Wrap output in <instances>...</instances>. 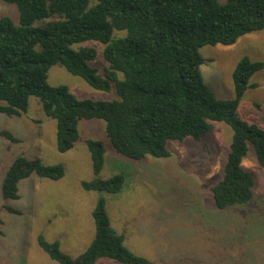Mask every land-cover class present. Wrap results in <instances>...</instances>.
I'll list each match as a JSON object with an SVG mask.
<instances>
[{
	"label": "trees",
	"instance_id": "obj_1",
	"mask_svg": "<svg viewBox=\"0 0 264 264\" xmlns=\"http://www.w3.org/2000/svg\"><path fill=\"white\" fill-rule=\"evenodd\" d=\"M17 7L18 22L0 18V114L26 113L30 97L39 99L44 115L55 122L56 149L65 153L79 139L81 120H101L114 151L142 161L167 158L170 141L201 140L222 123L231 129V142L221 179L209 192L218 210L245 206L252 198L253 177L241 167L248 145L264 171V129L248 124L237 113L238 104L261 62L242 58L233 73L234 97L219 99L204 82L199 50L230 46L240 37L264 30V0H0ZM45 21L43 26L35 23ZM104 45V77L90 66ZM59 65L91 88L117 99H77L64 86L47 83L48 70ZM0 138L19 140L0 130ZM92 170L103 166L101 142L86 140ZM121 166V165H120ZM122 167V166H121ZM122 171L107 180L81 183L97 195L91 210L94 236L86 250L71 257L57 241L36 237V244L57 264H149L124 245V236L112 227L106 195H116L129 182ZM35 175L58 181L62 165H44L40 159L16 157L1 184L3 200H18L20 181ZM12 214L21 210L7 208Z\"/></svg>",
	"mask_w": 264,
	"mask_h": 264
},
{
	"label": "rangeland",
	"instance_id": "obj_2",
	"mask_svg": "<svg viewBox=\"0 0 264 264\" xmlns=\"http://www.w3.org/2000/svg\"><path fill=\"white\" fill-rule=\"evenodd\" d=\"M1 17L17 24V7L0 1ZM89 46L96 51L90 66L103 78L104 45L92 42ZM199 54L202 78L219 99L234 97L232 73L239 60L263 64L249 79L237 113L241 120L264 129V30L242 36L230 46H204ZM47 83L66 87L77 99H117L113 87L109 92L95 90L59 65L48 70ZM0 130L19 140L11 143L0 138V264H57L37 246L39 235L48 242L57 241L71 257L83 253L94 236L91 210L99 195L84 191L81 183L107 180L122 171L129 179L125 189L103 197L112 227L135 255L149 264H264V171L251 145L241 162L254 180L251 201L218 210L209 192L221 179L231 142V129L225 124L213 123L212 131L199 141L168 142L167 158L142 161L117 154L105 135L104 122L97 119L81 120L78 141L59 153L55 122L44 115L36 97H30L26 113L20 116L0 114ZM86 140L99 141L104 148L97 175ZM18 156L37 158L48 166L60 164L64 176L51 181L31 175L19 182L18 200H3L2 179ZM98 264L117 263L102 260Z\"/></svg>",
	"mask_w": 264,
	"mask_h": 264
}]
</instances>
